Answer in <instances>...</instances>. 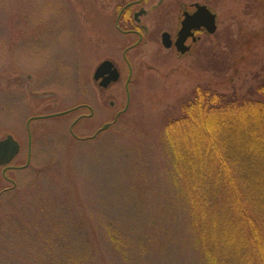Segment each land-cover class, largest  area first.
I'll list each match as a JSON object with an SVG mask.
<instances>
[{
  "label": "rangeland",
  "instance_id": "rangeland-1",
  "mask_svg": "<svg viewBox=\"0 0 264 264\" xmlns=\"http://www.w3.org/2000/svg\"><path fill=\"white\" fill-rule=\"evenodd\" d=\"M159 1L144 5L149 33L129 54L126 90L122 0H0V140L85 103L96 116L75 127L80 137L111 123L89 142L70 133L79 112L31 123L32 166L13 172L17 187L0 197V264H117L114 233L145 245L152 264H213L197 244L194 198L165 120L201 88L241 96L264 81V0H211L217 31L185 56L161 43L177 12L174 0ZM107 60L121 79L100 90L93 77Z\"/></svg>",
  "mask_w": 264,
  "mask_h": 264
},
{
  "label": "trees",
  "instance_id": "trees-1",
  "mask_svg": "<svg viewBox=\"0 0 264 264\" xmlns=\"http://www.w3.org/2000/svg\"><path fill=\"white\" fill-rule=\"evenodd\" d=\"M180 105L165 123L198 246L213 264H264V81L241 96L201 88ZM120 238H111L117 264H152L145 245Z\"/></svg>",
  "mask_w": 264,
  "mask_h": 264
},
{
  "label": "flooded vegetation",
  "instance_id": "flooded-vegetation-1",
  "mask_svg": "<svg viewBox=\"0 0 264 264\" xmlns=\"http://www.w3.org/2000/svg\"><path fill=\"white\" fill-rule=\"evenodd\" d=\"M167 1L169 0H160L158 6H163ZM176 3V6H173L177 12V24L173 25L172 27H166L163 28V31L161 33V43L163 45V35H167L169 41L171 42V47L166 48L172 53H177L179 55H189L194 46L199 43L202 40L203 35H209L208 30L205 27L197 28L195 26H192L189 31L185 32V35H181L183 29L185 28L184 22H188L191 17L198 12V6H202L206 8L211 13L212 10L210 8V1L207 0L206 2H201L199 0H174ZM148 0H122L120 4V12L117 16V20L115 22L116 29L119 33L122 34L125 38L130 39V44L126 47H124L122 60L123 63L127 66L129 69V74L126 80V90L129 89L132 78H133V66L131 64L129 54L132 53L134 50H136L141 45L145 44L146 41V34L149 33V29L146 25H143L141 23V17L146 16L147 12L144 9L145 3H147ZM177 8V9H176ZM138 10V12H137ZM134 11V12H133ZM145 11V12H144ZM144 12L142 15L139 13ZM165 12V13H164ZM163 13V24L166 25L168 22L169 14L171 13V10H165ZM214 14V13H213ZM165 27V26H164ZM183 38V39H182ZM182 39V40H181ZM181 47H180V46ZM163 47H165L163 45ZM116 66V65H115ZM117 67V66H116ZM119 70V68L117 67ZM120 72V79H121V71ZM98 87L100 90H108V88H102L97 82ZM130 101V98H128V102ZM112 104V103H111ZM113 105V104H112ZM114 106V105H113ZM125 109V108H124ZM123 109V111H124ZM122 110L117 112L115 115V119L120 114L122 115ZM79 114L75 117L74 122L72 123L70 127V133L72 137L77 142H89V141H95L97 137L100 135L99 131L101 129H98L92 136H86V137H80L75 131V127H77L83 120L85 119H93L96 116V112L94 108L88 104H80L72 109H69L65 112L57 113L56 115H53V117L49 118H56L61 117L69 114ZM84 112H89L87 115ZM49 116V115H48ZM52 116V115H50ZM119 116V117H120ZM42 116L32 117L28 119L26 123L25 128V134L18 138L14 133H8L5 137H3L0 141L7 138V136L12 135L13 138L19 143L20 150L18 155L12 160V162L9 165L6 166H0L1 176L3 181H5L9 186H6L3 188L2 191H0V197L4 194H8L12 190H14L17 187L16 179L14 178L13 172H21L25 171L31 168L32 161H33V150H34V128L31 127V123ZM46 117V116H43ZM48 118V119H49ZM43 120V119H38ZM108 124V123H107Z\"/></svg>",
  "mask_w": 264,
  "mask_h": 264
},
{
  "label": "water",
  "instance_id": "water-1",
  "mask_svg": "<svg viewBox=\"0 0 264 264\" xmlns=\"http://www.w3.org/2000/svg\"><path fill=\"white\" fill-rule=\"evenodd\" d=\"M198 9V12L194 14L191 19L188 20V22H184L185 28L183 29L181 35L184 36L185 32L189 31L192 26H195L197 28H201L203 26L208 30V33L211 35H213L217 31V15L211 13L202 6H198ZM144 12H141L139 14L142 15ZM163 45L165 46V48L171 47V42L169 41L168 36L166 34L163 35ZM93 78L95 81L99 82L102 88H108L111 84H114L120 80V72L112 61L107 60L102 62L97 67ZM120 114L117 116L115 121L119 118ZM49 117H53V115L39 118ZM110 126L111 123L105 124L103 128L99 131V133L107 130ZM19 150V143L13 138L12 135L7 136L6 139L0 141V166L9 165L12 160L18 155Z\"/></svg>",
  "mask_w": 264,
  "mask_h": 264
}]
</instances>
